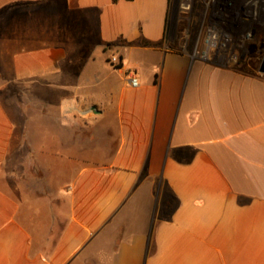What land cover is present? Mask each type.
<instances>
[{"label":"crops","instance_id":"0c3cea01","mask_svg":"<svg viewBox=\"0 0 264 264\" xmlns=\"http://www.w3.org/2000/svg\"><path fill=\"white\" fill-rule=\"evenodd\" d=\"M171 7L0 0V264H264V78Z\"/></svg>","mask_w":264,"mask_h":264},{"label":"rangeland","instance_id":"374dc122","mask_svg":"<svg viewBox=\"0 0 264 264\" xmlns=\"http://www.w3.org/2000/svg\"><path fill=\"white\" fill-rule=\"evenodd\" d=\"M222 3L172 0L173 38L199 52L207 37L213 43L211 54H219L213 58L264 78V0H227V10Z\"/></svg>","mask_w":264,"mask_h":264},{"label":"built area","instance_id":"2783aa9c","mask_svg":"<svg viewBox=\"0 0 264 264\" xmlns=\"http://www.w3.org/2000/svg\"><path fill=\"white\" fill-rule=\"evenodd\" d=\"M214 44H216V43H214ZM211 47H213V43L212 42H210V47L209 48H211ZM110 63L112 65L120 64L119 58L117 56H112L110 58ZM128 77H129L130 86L133 87V88H137L139 86L138 79L135 76H133V75H129Z\"/></svg>","mask_w":264,"mask_h":264},{"label":"flooded vegetation","instance_id":"af4514ba","mask_svg":"<svg viewBox=\"0 0 264 264\" xmlns=\"http://www.w3.org/2000/svg\"><path fill=\"white\" fill-rule=\"evenodd\" d=\"M226 3H227V0H223V6L225 7V10H227L228 9V6L226 5ZM225 66H227V64H226V62H225ZM262 68V67H261ZM238 69V68H237Z\"/></svg>","mask_w":264,"mask_h":264},{"label":"water","instance_id":"95a60500","mask_svg":"<svg viewBox=\"0 0 264 264\" xmlns=\"http://www.w3.org/2000/svg\"><path fill=\"white\" fill-rule=\"evenodd\" d=\"M262 73H264V62H263V64H262V68H261V70H260Z\"/></svg>","mask_w":264,"mask_h":264},{"label":"trees","instance_id":"16d2710c","mask_svg":"<svg viewBox=\"0 0 264 264\" xmlns=\"http://www.w3.org/2000/svg\"><path fill=\"white\" fill-rule=\"evenodd\" d=\"M114 1H120V0H114Z\"/></svg>","mask_w":264,"mask_h":264}]
</instances>
